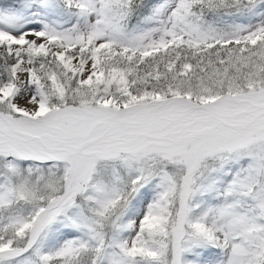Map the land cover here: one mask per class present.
<instances>
[{
	"label": "snow or ice",
	"instance_id": "1",
	"mask_svg": "<svg viewBox=\"0 0 264 264\" xmlns=\"http://www.w3.org/2000/svg\"><path fill=\"white\" fill-rule=\"evenodd\" d=\"M0 264H264V0H0Z\"/></svg>",
	"mask_w": 264,
	"mask_h": 264
}]
</instances>
